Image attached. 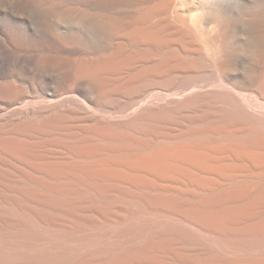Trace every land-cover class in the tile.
Returning a JSON list of instances; mask_svg holds the SVG:
<instances>
[{"label":"bare ground","instance_id":"6f19581e","mask_svg":"<svg viewBox=\"0 0 264 264\" xmlns=\"http://www.w3.org/2000/svg\"><path fill=\"white\" fill-rule=\"evenodd\" d=\"M125 2L29 1L87 42L0 51L50 85L0 87V264H264V0Z\"/></svg>","mask_w":264,"mask_h":264},{"label":"rangeland","instance_id":"374dc122","mask_svg":"<svg viewBox=\"0 0 264 264\" xmlns=\"http://www.w3.org/2000/svg\"><path fill=\"white\" fill-rule=\"evenodd\" d=\"M29 1H31V3L33 5H36L39 2H44V3H47V4H53V5L57 4V5L61 6L63 9H66V10L72 12V13H76L78 9H83L85 12H90V13H93V14H103L109 20H112V19L125 20V18H126L125 15H126L127 7H128V5H127L128 3L125 2L126 0H110V1H108L106 3H102V4H86V3H83V5H82V2H80V0H64V1L63 0H0V11H1L0 12V28H1L0 29V34H1L0 35V51L2 53H4V55H6V56H11L13 54H17V55L23 56V58H25V59L28 58L29 60L30 59H36V58L38 59L39 57H55V58H58L61 61H68V60L73 59V57L75 56L73 54V51H72L71 48L74 47L75 45H78L77 42L80 45H83V44H85L87 42L86 38L81 37V36H79V38L76 39L73 34H71L70 32H67L65 29L54 28V31L52 30L53 31L52 32L51 31L52 28H51V26H49L50 25L49 21H46L47 23H45L42 20H39V21L35 20V19H33V17L28 18V19H25L24 17H21V12L26 7V5L29 3ZM67 2H69V3H67ZM3 3H5V5ZM114 3H116V4H114ZM111 4L113 6H111ZM73 5H74V7H73ZM80 6H82V7H80ZM83 6H84V8H83ZM104 6H105L106 9H104ZM7 7H11L9 12L7 11L9 14H6L7 12H6V10H4ZM123 7H124V9H123ZM93 8L94 9L98 8V9L95 10V12H94ZM87 9H89V10H87ZM90 9L92 11H90ZM102 9H104V11L106 13H103L104 11H102ZM121 10H124V11H121ZM118 14H119V16H117ZM121 14H124L125 17H123V15L120 16ZM6 16H8L9 18L6 17ZM30 21H31V23H30ZM22 22H24V23H22ZM30 24H31V26H30ZM19 26H20V28H19ZM41 27H43L44 29L41 28ZM53 36L54 37L58 36L59 38L57 37L58 38L57 40H53L52 39ZM74 38L76 39L77 42L75 41ZM59 39H60V41H58ZM3 43H4L5 46L3 45ZM11 45H12L13 49H11ZM93 50H94V52H93ZM93 50H92L93 54H97V53H99L101 51V49L98 48V47H96ZM8 51H9V53H8ZM25 51H26V53H25ZM38 51H40V52L45 51V53L42 52L44 54H42V53L40 54V52H38ZM62 51H66V52H62ZM70 51H71L72 54L70 53ZM22 52H24V53H22ZM33 52H34V54H33ZM25 54H28V55H25ZM61 54H64V55H61ZM69 54H70V56H69ZM63 67L66 68V66H63ZM21 69L22 68L20 67L18 69V71L15 73V74H17L16 75V80H17L16 82L14 80L12 81V79L9 78L10 74L7 71H3L4 73L2 72L0 74V80H1L0 87H3V86L4 87H8L9 86L10 87L9 83H11V84L14 83L15 85L18 86V88L21 87L20 89L25 88V90H30V86L35 84L36 87H39V88H41L43 90L46 89L45 91L49 90L50 85L48 83L43 82L41 79L32 78L30 75H28V73L26 71H24L23 69L21 70ZM24 72H26V74H24ZM27 75L29 77H27ZM3 77L5 78V80L3 79ZM17 82H18V84H17ZM23 82L25 84H23ZM28 83H30V84L28 85ZM26 84L29 86V89L26 88V87H28V86H26ZM24 85L26 87H24ZM79 89L82 90L81 87H79ZM9 97H10V94H8V93L0 94V106L4 105L5 107L4 106L3 107L6 109V105L7 104L5 105V103L8 102ZM4 101H5V103H4Z\"/></svg>","mask_w":264,"mask_h":264}]
</instances>
